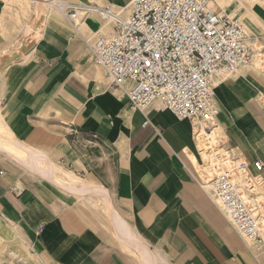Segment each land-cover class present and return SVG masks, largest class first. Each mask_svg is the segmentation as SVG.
<instances>
[{
	"label": "crops",
	"instance_id": "0c3cea01",
	"mask_svg": "<svg viewBox=\"0 0 264 264\" xmlns=\"http://www.w3.org/2000/svg\"><path fill=\"white\" fill-rule=\"evenodd\" d=\"M50 1L0 0V120L15 141L95 183L108 200L57 187L0 149V203L10 205L37 250L52 264H144L120 238L122 221L155 264H264V253L246 246L202 187L188 155L198 151L194 123L156 106L133 110L110 91L88 45L110 28L91 16L74 30ZM66 1L119 9L132 0ZM228 81L216 90L214 129L223 134L222 150L254 173L256 161L264 164V111L255 101L257 92L264 100V77ZM91 195L109 212L111 232L94 222L104 213L77 199Z\"/></svg>",
	"mask_w": 264,
	"mask_h": 264
},
{
	"label": "built area",
	"instance_id": "2783aa9c",
	"mask_svg": "<svg viewBox=\"0 0 264 264\" xmlns=\"http://www.w3.org/2000/svg\"><path fill=\"white\" fill-rule=\"evenodd\" d=\"M212 1L132 0L121 11L111 5H73L66 0H52V4L74 30L80 17L112 21L109 33H98L88 45L94 63L108 79V89L127 98L133 110L145 114L156 106L157 111L193 122L197 131H209L219 114L215 79L236 73L253 60L242 22L215 10ZM202 141L213 157L224 149L225 143L208 135ZM224 158L223 167H212L217 174L212 179L200 177L202 187L244 240L261 245L256 250L260 253L264 238L259 217L238 183V174H248L250 164L231 154ZM254 167L264 170L261 161Z\"/></svg>",
	"mask_w": 264,
	"mask_h": 264
},
{
	"label": "bare ground",
	"instance_id": "6f19581e",
	"mask_svg": "<svg viewBox=\"0 0 264 264\" xmlns=\"http://www.w3.org/2000/svg\"><path fill=\"white\" fill-rule=\"evenodd\" d=\"M229 1H231V0H213L216 8H220L221 10H225L226 6L229 4L228 3ZM236 1H238L241 4V6L244 8V12L241 15H236L235 13H232L231 16H236L239 18V20L243 23L246 34L249 38L251 36V34L255 33L256 28L258 26H263V21L255 11L247 8V6L244 4V2L242 0H236ZM51 2L52 1L49 2V5L52 8H54L53 4ZM211 6H212V3H211ZM241 10H242V8H241ZM127 16L128 15L125 14L126 18H127ZM111 22H112L111 20L104 21L103 27H107ZM81 23H82L81 17L76 19V25L77 26H80ZM250 43L251 42H248V45H250ZM252 61H253L252 63L245 65L244 67L239 69L236 73L224 74V75L216 78L215 84H216L217 89L220 91V88H222V86H224L228 80H232L234 82H240L242 80H246V78H248L249 76L250 77L251 76L252 77L253 76L264 77V73L261 71L260 58L257 59V57L254 56V60H252ZM98 71L101 72V70H99V69H98ZM105 77L102 75V73L100 74V80L101 81H103V82H105V80L108 81V79ZM260 94H261V92H257L255 94V101L256 102L261 101V105H262L261 109H262V111H264V100H262V97ZM219 103H220V101H219ZM219 103L217 101L218 106H219ZM219 112H220V110H219ZM215 121H216V119L214 120V125L216 123ZM217 130H219V129H214V127H213L209 131H207V130L197 131L196 127L194 126L195 140H196V143L198 142L197 145H199V147H200L199 152H201V153H200V156H197V154H191V153H189V154L187 153V154L193 160V162L195 163L196 166H197V164H196L195 160H197V161L202 160L201 162L200 161L198 162L199 164L202 163L201 165H203V163L207 161V164L210 163V164H212V167H216V168H217V166L223 167L225 165V163H227V159L224 158V156L230 155L229 151H223V152L220 151L217 155H215L213 157L211 155H207V152H205V150L203 149V146H202L203 145V141H202L203 137L207 136V135L212 136V134L216 133ZM0 149H1V151H4L7 154H9L12 157L11 159L18 161L20 164L24 165L26 168L31 169L32 172L34 171L36 174H39L43 178L49 180L51 183L55 184L57 187L64 188L68 192L71 191L70 193H74V192L79 193V194L84 193V195H85L87 190L88 191L92 190L93 193L96 194L95 195L92 193V195L98 196L100 198V201H103V203H104V201L106 202L108 200L106 198L107 196L103 195V192H102L103 190L101 187L99 188L97 186H93V184H95V183L92 184V182L85 181L84 179L83 180H80L79 178L76 179L75 178L76 175L74 176L73 174L65 175L63 172V169L54 165L53 163H51V161L48 159V157L46 155H44L42 152H40L36 149H33L29 146L23 145V144L19 143L18 141H15L12 138L11 134L9 132H7L6 129L4 128L1 120H0ZM224 153H225V155H224ZM2 154L4 155V153H2ZM4 156H6V155H4ZM233 165L237 166L238 162L233 163ZM210 169H212L211 166H210ZM245 179L246 178H244V180ZM241 182H243V185L246 186V188L244 189V198H245L246 202L253 204V208H254L253 211H255V212L258 211L259 210L258 200H261L262 198H264V196L260 195V193H257L256 195L248 194L246 192V189L249 188V183H245L243 180ZM239 185H240V182H239ZM262 189L264 190V188H262ZM90 194H91V192H90ZM108 202H110V201H108ZM111 205H112V203H111ZM104 206H106V205L104 204ZM106 207H108V208L112 207V209H113V205L112 206H106ZM108 211H110V208ZM113 211H114V209H113ZM113 216L115 219H117L116 214H114V215L112 214V216H111L112 220L114 219ZM258 221L260 224V231L262 233L264 231V218H262V216H261L258 219ZM116 222H117L116 226L119 227L118 229H120L119 231L121 232V235H122V237H120V238H123V240L126 242V244L131 246V248L134 251L133 253H137L139 255L141 261L144 264H155L156 259L153 256V254L149 250H146L147 248L145 249V247H143L142 242L132 233V231L128 227V225L122 221H116ZM114 226L115 225L113 224V227ZM117 227H116V229H117ZM251 242L255 243V244L258 243L257 241H251ZM156 256H158V255H156ZM159 259L160 258H158V260Z\"/></svg>",
	"mask_w": 264,
	"mask_h": 264
},
{
	"label": "rangeland",
	"instance_id": "374dc122",
	"mask_svg": "<svg viewBox=\"0 0 264 264\" xmlns=\"http://www.w3.org/2000/svg\"><path fill=\"white\" fill-rule=\"evenodd\" d=\"M242 1L247 6V8L255 11L263 21V26H258L256 28L255 33L251 34V36L247 39V41L251 42L250 47H252V50H253V60H254V56H256L257 59L260 58L261 71L264 73V0H242ZM228 3L230 5L228 4L225 10L216 8L213 1H212V6L215 10H219L222 12L225 11L224 13L227 14L232 19L239 20L238 17L231 16V14L235 13L236 15H241L244 12V8L236 0H233V1L231 0ZM122 9L119 8L115 10L121 11ZM109 28L110 26L108 25L106 29H109ZM28 32H29V29H28ZM106 33H109V31ZM94 67L101 70L102 75L105 76L104 72L102 71L100 67H98L96 64H94ZM105 83L108 84V81L105 80ZM216 90L217 92L220 93L218 89ZM219 110L221 112L220 103H219ZM192 131H193V136L195 138L194 125L192 126ZM210 137H212L214 140H217L218 143L219 141H221V143H224L223 141L224 139L220 132L216 131V133H213L212 136ZM223 148L225 149V146H223ZM197 149H198L197 156H200L201 152H199L200 151L199 145H197ZM221 151L223 152L225 150H221ZM235 153L236 152H232L230 154L234 155ZM195 161H196L197 166L195 165V163L194 165L197 171L199 172V174L200 175L202 174L201 176L203 179H205V181H208L212 179V177L217 175L216 173L213 172V170L210 169V166L212 168V164L210 163L207 164V161H206L203 163V165H201L202 163L201 164L198 163L200 160L199 161L195 160ZM56 165L64 170L65 175H68L70 173L74 174L73 171L65 167L63 164L56 163ZM76 176L80 179H85L81 177L80 175H76ZM244 178L246 179L244 180ZM242 180L245 183H249V188L246 189V192L248 194L256 195L257 193H260V195L264 196V190L262 189L264 188V180L261 177H259L258 171H255L254 173L248 172V174H243V173L238 174V183L240 182V187L242 191H244L246 186L243 185V182H241ZM62 195L70 199H72L71 197H73L72 195L67 194L65 192H62ZM77 199L82 201L81 205L83 208L88 207L91 210H93L95 214H98L99 212L104 213L106 217L105 219L99 218L98 220H94V222L96 224H101V225H102V222H106V225L110 226V232L112 231L113 226L110 220L109 212L103 210V205L101 202H99L98 198H95L94 196L91 195L89 197V200L87 198H77ZM258 204H259L258 205L259 210L255 212V215H258L259 218L261 216L262 218H264V198H262L261 200H258ZM249 205L253 208V204L249 203ZM106 230L109 231L108 227L106 228ZM262 233H261V237L264 238V231ZM239 237L241 238L240 235ZM33 240H34L33 238L30 240V237L28 236V234L19 225L17 221V217L13 209L10 207V205H3L0 203V264H52L51 261L44 256V254H42L41 252L37 250ZM242 240L244 239L242 238ZM244 242L246 246L247 247L249 246L252 249V251L255 252L257 255H261L264 253V249L260 253L256 252L257 247H261L259 243L255 244L249 240H244Z\"/></svg>",
	"mask_w": 264,
	"mask_h": 264
}]
</instances>
